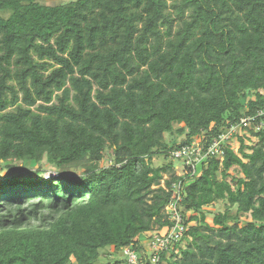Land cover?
<instances>
[{"label": "trees", "instance_id": "trees-1", "mask_svg": "<svg viewBox=\"0 0 264 264\" xmlns=\"http://www.w3.org/2000/svg\"><path fill=\"white\" fill-rule=\"evenodd\" d=\"M41 1L0 0V264L144 253L173 184L187 231L166 264H264V0ZM248 116L254 145L195 175L173 158Z\"/></svg>", "mask_w": 264, "mask_h": 264}, {"label": "built area", "instance_id": "built-area-1", "mask_svg": "<svg viewBox=\"0 0 264 264\" xmlns=\"http://www.w3.org/2000/svg\"><path fill=\"white\" fill-rule=\"evenodd\" d=\"M252 121H254V118L250 116L240 118L237 124L230 125L226 128L205 149L202 146L201 138L196 137L190 145L173 152V158L182 159L185 166L190 168L191 174L195 175L197 174V169L208 157H215L221 162L225 148H230L234 152L229 146V141L235 138L239 144L237 135L244 139V137L240 136V131L248 128ZM187 172L188 170H183V173ZM50 175L46 174L47 177ZM161 186L164 188L163 184ZM172 190L173 195L164 210L169 225L160 230L155 229L149 237L143 236L140 239L142 240L141 242H144V253L137 252L131 247L123 248L121 254L124 264H166V260L170 256V251L184 237L187 226L184 222L182 209L179 204L181 201L179 184H173ZM163 255L165 258H163Z\"/></svg>", "mask_w": 264, "mask_h": 264}, {"label": "rangeland", "instance_id": "rangeland-1", "mask_svg": "<svg viewBox=\"0 0 264 264\" xmlns=\"http://www.w3.org/2000/svg\"><path fill=\"white\" fill-rule=\"evenodd\" d=\"M72 1H75V0H42L41 3H43L45 5L54 6V5H64V4L72 2ZM13 83L17 86V88H19V84H18L17 80H13ZM240 136L244 137V139H245L244 143L246 145H249V146L254 145L257 142L254 137H252L249 133L247 134L244 131H240ZM165 140L167 142L174 143L176 140H179V137L177 138L173 134L172 135L166 134ZM229 146L234 150L235 153L237 152V150L239 148V144L237 143L235 138H233L229 141ZM106 160H109V159H106ZM169 161H172L174 167H176V174L177 175L183 174L184 169L181 167L180 161L171 159V160H168L167 162H169ZM104 163H105L104 165L107 164L106 161H104ZM154 163L157 165H161V164H165L166 161L163 158H157L154 160ZM43 165H45V164H43ZM38 166H40V165H38ZM45 167H46V165H45ZM236 170L237 169H233L230 171V173L232 176L238 177L240 175ZM8 173H9V171L0 165V177H4V176L8 175ZM46 174L49 175V173H46ZM77 174H78V172H77ZM226 208H227V205L225 202H218V203L213 204L210 207H208L207 210L210 212H221L222 213L226 210ZM232 212L234 213L235 210H232ZM211 217H212V215L209 214L208 215V222L211 221ZM142 243L144 245V242H142ZM185 245H186V241H182L180 243L181 248H184ZM105 250L101 253V256H100V258L96 264H112L113 260H115L116 258L122 259L121 252H118L115 255H113V252H111L109 248H106Z\"/></svg>", "mask_w": 264, "mask_h": 264}]
</instances>
